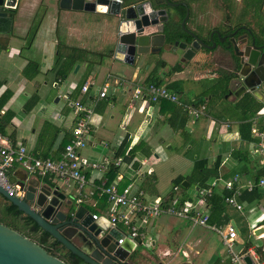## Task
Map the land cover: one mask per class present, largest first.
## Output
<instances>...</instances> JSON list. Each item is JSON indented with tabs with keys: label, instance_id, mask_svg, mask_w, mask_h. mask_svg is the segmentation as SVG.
I'll return each instance as SVG.
<instances>
[{
	"label": "crops",
	"instance_id": "obj_1",
	"mask_svg": "<svg viewBox=\"0 0 264 264\" xmlns=\"http://www.w3.org/2000/svg\"><path fill=\"white\" fill-rule=\"evenodd\" d=\"M33 26H36V31L31 38L29 33ZM206 30L221 32L223 29L212 24ZM253 31L262 33V25L255 26ZM115 36V19L107 14L60 10L57 5L48 4L45 0H23L17 6L11 32L0 34V97L9 93V98L0 109V120L10 116L4 129L11 136L13 146L25 147L35 158L59 159L64 143L71 138L74 119L72 102L86 101L106 86L107 96L95 106L90 141L81 156L88 161H111L122 144L128 141L132 154L129 161L123 160L117 167L116 176H122L119 187L133 184L143 191L147 201L167 198L173 194V187H177L179 195L195 201L199 189L191 186L187 178L197 159L206 160L208 169L217 163L221 181L237 176V187L253 182L257 170L264 167V160L257 151L261 138L264 141V117H258L257 113L264 106L256 103L257 112L246 113L242 107L236 109L235 104L240 99L228 96V93L222 95L218 82L221 77L218 52H213L211 57L209 55L206 63H198L187 71L170 76L167 72L173 67L171 56L161 60L167 68H157L150 63L149 67L143 65L138 73L113 60L111 54ZM73 49L79 52L75 53ZM99 54L103 55L100 60L97 57ZM67 60L73 65L67 74H62L59 64ZM76 66L78 69L74 72ZM154 76L165 84H174L177 94L179 87L175 82L187 79L190 98L179 101L191 107L200 102L206 106V113L198 120H192L187 114V121L181 128L185 110L178 104L139 101L131 105L133 86L146 84ZM84 84L89 85L87 94L81 93ZM56 98L58 101L54 102ZM173 116L176 119L172 120ZM245 119L252 122V128H255L254 132L251 128L253 141L240 138L239 126ZM170 142L176 144L172 150ZM162 163L181 167L170 166L166 172L160 166ZM9 170L10 175L26 173L15 165ZM104 175L89 173L87 178H93L97 185L98 181H106ZM29 177L37 178L42 184L53 185L55 180L51 176ZM176 178L187 181L188 188L176 186ZM212 179L207 181V186ZM60 188L73 201L75 186L60 182ZM243 191L246 190L240 191L239 201L246 211L244 215H239L242 222L246 221L247 238L244 242L239 241L242 246L249 241L253 248L264 246V233L259 238L250 233L258 227L264 228V190L258 189L260 199L253 196L246 200L243 199ZM93 203L94 200H87L84 207H92ZM226 211L229 215L228 207ZM173 220L179 221L161 217L148 224L150 247L155 251L153 255L142 253V257L146 255L151 260H157L158 264H166L171 250H179L178 254L182 253L188 264H216L218 261L223 264L224 254L199 259L204 237L193 239L187 234V238H183L180 224ZM230 220L240 231L237 220L232 217ZM179 222L182 227L190 226L188 222ZM158 244L161 247L155 249Z\"/></svg>",
	"mask_w": 264,
	"mask_h": 264
},
{
	"label": "water",
	"instance_id": "obj_2",
	"mask_svg": "<svg viewBox=\"0 0 264 264\" xmlns=\"http://www.w3.org/2000/svg\"><path fill=\"white\" fill-rule=\"evenodd\" d=\"M23 0H0V34L12 30L13 16ZM57 5L60 10L107 14L115 19L116 36L112 58L130 70L141 72V67L157 64L167 54L175 57L173 67L181 71L206 63L208 51H214L216 44L208 45L203 34H197L182 26L186 40L166 41L163 23L167 18L165 10L152 11L149 3L123 6L122 0H45ZM218 35V33H217ZM172 43V44H171ZM224 50L232 57L233 68L225 70L228 96L235 99L248 98L264 106V35L242 39H230ZM78 66L74 68L76 72ZM162 75H165L164 73ZM58 101V98L54 102ZM10 185L17 188L19 196H11L0 186V196L30 217L37 226L59 243L71 255L85 264H133L129 255L135 244L123 239L115 229H108L109 222L100 216L94 219L84 206H78L61 190L57 180L42 184L27 173H14L7 177ZM188 182L181 186L188 188ZM197 189V188H196ZM198 190V189H197ZM238 236L240 231L234 222ZM263 227L253 230L258 237ZM243 261L251 264L249 256ZM0 264H67L48 254L41 246L23 237L14 230L0 224ZM177 264H188L179 262Z\"/></svg>",
	"mask_w": 264,
	"mask_h": 264
},
{
	"label": "built area",
	"instance_id": "obj_3",
	"mask_svg": "<svg viewBox=\"0 0 264 264\" xmlns=\"http://www.w3.org/2000/svg\"><path fill=\"white\" fill-rule=\"evenodd\" d=\"M119 2H121L119 0ZM89 85L81 87V93L87 94ZM107 96V87L104 86L97 94L91 95L86 101L76 100L72 102L74 119L72 122L71 138L63 148L59 159H40L30 155L23 146H13L7 137L0 134V186L11 196H19L17 188L7 181L6 172L12 166H19L29 176L44 177L51 176L62 183H72L75 186V204L81 206L87 200H91L95 190L101 191L106 196L108 208L98 214H92L94 219L102 216L109 222L108 229H115L121 234L118 244L123 239L135 242V246H151V238L147 232L148 224L161 217L173 218L179 221L188 222L191 227L206 229L219 237L223 247L224 257L221 263L225 264H246L243 261L249 256L251 264H264V261L256 252L255 248H246L241 245L239 236L234 226L230 223L224 226H215L208 223L210 207L208 198L221 186L224 190L230 191L231 195L224 199L228 208L245 213L244 204L239 201L241 190L251 192L254 189L264 190V177H260L256 183L247 182L245 185L235 186L238 177L221 181L220 178H213L206 188L198 191L195 201L187 200L173 187V194L167 198L147 201L142 190L133 184L119 187L122 179L117 175L108 186L105 179L99 186L87 178L88 174L105 173L110 165L119 167L123 163L120 156L113 160H102L100 162L88 161L81 156V152L88 146L92 131V116L97 103ZM68 99V96H64ZM139 101H147L158 104L162 101L180 105L192 120H198L207 111L205 105L198 107L187 106L179 101L178 95L169 89L166 84H135L132 88L131 105ZM258 117H264V109L257 113ZM255 131V128H252ZM259 155L264 160V141L257 146ZM93 176V175H92ZM105 178V177H104ZM222 184V185H221ZM94 208L96 203L91 204ZM253 231L250 230L251 235ZM262 235L258 236L261 237Z\"/></svg>",
	"mask_w": 264,
	"mask_h": 264
},
{
	"label": "trees",
	"instance_id": "obj_4",
	"mask_svg": "<svg viewBox=\"0 0 264 264\" xmlns=\"http://www.w3.org/2000/svg\"><path fill=\"white\" fill-rule=\"evenodd\" d=\"M145 1V0H122L123 6L127 7L133 4H137L138 2ZM258 0H252L251 3L253 5H258ZM264 29V25H262V32ZM36 31V26H33L29 35L31 38H33ZM166 36L167 38H171V40L175 38H181L186 37L183 33V30L179 26H167L166 27ZM262 35V33H260ZM168 38V39H169ZM170 40V39H169ZM73 52L78 53V49H73ZM103 55L99 54L97 55L98 59L100 60ZM63 61L61 64H59V69L62 74H67L72 65L73 62ZM157 68L165 69L167 68V65L164 61H158L156 64ZM175 72H180V68L178 66H174L172 68H169V71L167 72V76L172 75ZM219 85L222 87V95L225 96L228 93L227 83L226 81L220 77L218 79ZM146 84H165L163 80H161L158 77H152L151 79H148ZM167 87L174 91V84H166ZM175 92V91H174ZM221 95V94H219ZM9 98V93H5L0 97V109L3 107V105L6 103L7 99ZM34 101V99H33ZM33 101L30 103L32 105ZM204 105L202 103H198L196 107ZM254 105V107H253ZM236 109H240V107L244 108L246 113H256L258 109V105H256V102L254 100L248 99V98H241L238 102L235 104ZM254 109V110H253ZM184 116L181 118V128L184 126V124L187 121V113L185 111ZM176 119L174 116L172 120ZM10 116L7 115L3 119L0 120V134L7 137L10 141L11 145L13 140L11 136H8L5 132V126L9 122ZM252 122L249 120H246L242 122L239 126V135L240 138L243 141H253L251 138V128H252ZM69 142V141H68ZM64 143L65 145L68 143ZM129 143L128 141H125L122 146L117 150L116 156L123 157V160L129 161L131 159L132 150H129ZM207 162L206 160H195L192 172L190 176L187 178L188 182L191 186H196L199 191L203 190L207 187V181L210 178H219L218 170H217V163L212 169L207 168ZM118 172V169L114 167L113 165H110L105 172L104 177L106 178L105 185L108 186L112 183L114 180L116 174ZM88 175V172H86ZM6 175H10V170L6 172ZM260 177H264V167L257 170L253 177V183H256ZM182 178H176L174 180V183L176 186H181ZM97 186H99V181L96 183ZM243 199H251L250 197L255 196L256 198L260 199L258 189H254L251 192L243 191ZM231 195L230 191L224 190L221 186L217 190L213 192V194L208 198V206L210 207V217L208 223L210 225L215 226H224L230 223V216L227 214L226 208L227 206L224 203V199ZM242 199V200H243ZM91 200H94L96 203V207L92 208L91 214H98L99 212H102L108 207V203L106 201V196L99 190L94 191V195L91 197ZM188 200V198H187ZM81 206H85L84 203L81 204ZM89 207V206H88ZM0 224L5 225L6 227L14 230L15 232L19 233L23 237L35 242L39 246H41L48 254H50L53 257H57L60 260L66 262L67 264H85L80 259L76 258L75 256L71 255L70 252L65 250L59 243H57L55 240H53L48 234L44 233L37 224L28 216L23 214L18 210L17 207H15L13 204L8 202L5 198L0 196ZM252 243L249 241L246 243V248L250 247ZM256 252L261 257V259L264 256V246H257L255 247ZM216 264H220L219 261ZM225 264H228L226 262Z\"/></svg>",
	"mask_w": 264,
	"mask_h": 264
},
{
	"label": "flooded vegetation",
	"instance_id": "obj_5",
	"mask_svg": "<svg viewBox=\"0 0 264 264\" xmlns=\"http://www.w3.org/2000/svg\"><path fill=\"white\" fill-rule=\"evenodd\" d=\"M252 0H145L137 4L149 3L152 11L165 10L167 18L163 23V32L166 41L174 43L176 40H186V37L167 38V26H182L194 33L203 34L208 45L216 44L214 51H208L211 55L218 52V63L221 67V77L227 76L225 70L233 68L232 57L224 50L230 44V39L248 40L257 35L253 30L255 26L264 25V0H258V5H253ZM215 24L222 27L221 32L207 31L206 28ZM183 30V29H182ZM218 33V35H217ZM264 35V29L262 32ZM171 43V44H172ZM174 61L175 57L171 54Z\"/></svg>",
	"mask_w": 264,
	"mask_h": 264
},
{
	"label": "rangeland",
	"instance_id": "obj_6",
	"mask_svg": "<svg viewBox=\"0 0 264 264\" xmlns=\"http://www.w3.org/2000/svg\"><path fill=\"white\" fill-rule=\"evenodd\" d=\"M179 82L180 83L175 82L176 85L179 87L177 90L178 98L187 101V98H190V95H189L190 92H187V79H184V81H182V82L179 81ZM182 84H184L183 87H182ZM175 88H177V87H174V89ZM170 143H171V147H172L171 150H172L176 146V144L174 142H170ZM176 160H178V159H176ZM172 163H169L170 165H168V166L162 163L160 166H161V168L166 170V172L169 170L170 166L172 168L181 167L177 164H172ZM73 201L75 202L74 199H73ZM228 209H229L230 219L232 217L233 219H236L238 222L240 232H241V236L239 239L243 242L246 241V238H247L246 221L242 222V220L240 219V215H239L240 212L234 211L230 208H228ZM87 210L90 213L93 212L92 209L90 208V206L89 207L87 206ZM173 221L176 224H180L181 233H182L183 238L184 237L187 238V234L193 239H198L200 237H204L205 240L203 241L204 243L201 245V248H200L201 252H200L199 259L200 258L204 259L205 257H207L209 255L222 256L224 254L225 250L221 246L219 237L216 234H214L212 232H208L202 228H198V227L193 228L191 226L188 227V224L187 225L184 224L185 226L182 227L183 224H181L179 221H175V220H173ZM160 247H161V245L158 244V246L155 249H158ZM184 248H185V246L183 247V250H184ZM154 251L155 250L152 247H144L141 245H137L136 248L134 249V251L129 255V259L132 261L133 264H158L157 260H151V259L147 258L146 255H145V258L142 257V253L148 254V255H150V254L153 255ZM178 252H179V250L178 251L171 250L170 256L168 257V259L165 260L166 264H177V263L182 262V261L186 262L187 258L183 257L182 253L178 254ZM262 260L264 261V256H263ZM204 261L205 260H203V263H204Z\"/></svg>",
	"mask_w": 264,
	"mask_h": 264
}]
</instances>
